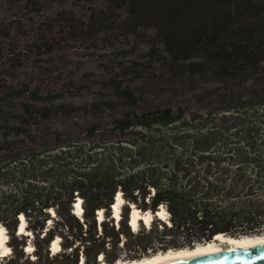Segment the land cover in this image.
Masks as SVG:
<instances>
[{"label":"trees","instance_id":"trees-1","mask_svg":"<svg viewBox=\"0 0 264 264\" xmlns=\"http://www.w3.org/2000/svg\"><path fill=\"white\" fill-rule=\"evenodd\" d=\"M20 2V11L38 14L53 0ZM114 5L131 23L150 19L164 28L157 62L167 68L161 71L169 85L152 87L150 96L168 92V98L150 101L122 75L87 85L85 75L65 78L70 97L92 94L78 103L55 90H0V226L21 238L22 249L28 236L16 228L24 215L26 229L36 234L35 251H45L31 264H78L80 246L85 264H97L101 254L113 263L122 254L135 259L217 234L264 231V9L253 10L247 1L223 15L203 0H103L88 16L73 10L49 16L42 41L23 50L52 52L55 35L109 28L106 16ZM19 29L0 20V76L15 73L3 51ZM186 73L207 76L212 84L185 87ZM117 192L124 200L118 227L110 218ZM76 196L82 218L74 212ZM131 204L152 213L163 205L168 220L154 217L150 227L140 221L134 232ZM56 236L61 248L50 255Z\"/></svg>","mask_w":264,"mask_h":264},{"label":"rangeland","instance_id":"rangeland-1","mask_svg":"<svg viewBox=\"0 0 264 264\" xmlns=\"http://www.w3.org/2000/svg\"><path fill=\"white\" fill-rule=\"evenodd\" d=\"M102 1L53 0L48 8H44L38 14H34L26 13L24 10L20 11L18 7L21 3L20 0H0V20H3L6 24L11 22L13 28L16 25L21 27L18 33L12 32L11 37L5 41L6 49L3 52L6 53L5 58L8 59L6 66H9L12 71L15 70V73L13 76H0V90L2 87L5 89V86L7 88L8 86H16L20 90L25 88L30 91H43L44 93L48 90H55V92L64 93L66 101L78 103L90 100L92 94L89 93L90 95L88 96L90 97L87 96V93L81 96L82 98L70 97V94L64 87L66 84L65 80L69 77L78 78L85 75L84 81L86 84L88 80L90 82H97V80L107 81L121 78L122 75L124 76V80H132L138 95L141 92H145V97L154 102H159L161 100L160 97L168 98V92L161 93L157 97L150 96L152 87L168 88L167 86L169 85L166 84L168 73L162 72L163 70H167V68L164 66V69L157 62L165 46L164 39L162 38L164 36L159 33V30L164 28L157 26L155 21H151L150 19H144L135 24L131 23V16L127 17L123 9L117 7L118 4L112 6L106 16L107 18L109 17L108 19L111 24L109 28L87 36L78 35V32L60 34L59 36L55 35L54 42L58 44L55 45L52 52L35 54L33 51L23 50L26 44H38L42 41L40 39L41 33L46 30L51 21L49 16H55L60 10H73L77 14H86L88 16L91 13V8H94L96 5L99 6ZM205 1L213 2V8L223 15H226V11L235 13V6L247 1L250 2V5H253V10L264 9V0H203L204 3ZM60 2L62 3L60 4ZM210 8L212 9V7ZM126 10L129 12V8H126ZM208 16L203 19L204 23L209 18ZM24 31L25 33H23ZM52 36L46 38L50 39ZM189 60L195 59H188L187 61ZM135 72H138V74H135ZM182 80H184L185 87H191L197 91L203 87L208 88L212 84L207 76H201L197 73L193 76L186 73ZM94 87L96 90L98 83ZM185 98H188V96ZM77 198L76 196L75 200ZM49 212L51 216L55 214L51 209ZM110 218H112V215ZM53 223L54 221L50 218L46 221V226L50 228L53 226ZM6 231L8 235L7 245L11 248V251L2 264H31L38 261L37 257L40 252L44 256V250L35 251L36 234L33 233L32 236H28L25 239L24 247L21 249V246L18 244L21 238L14 240L10 237L7 229ZM97 231L101 233V228L98 225ZM121 240H124V237H121ZM29 244L34 247V251L27 255L24 251ZM80 248L78 264L80 258L83 257L85 259V255L82 253L83 247L80 246ZM20 250L25 254L24 258H19L18 252ZM48 251L50 252V246L48 247ZM51 254L52 252H50ZM149 254L151 253L149 252L147 255ZM26 257H28V260H25ZM121 257L128 259L124 257V254Z\"/></svg>","mask_w":264,"mask_h":264},{"label":"bare ground","instance_id":"bare-ground-1","mask_svg":"<svg viewBox=\"0 0 264 264\" xmlns=\"http://www.w3.org/2000/svg\"><path fill=\"white\" fill-rule=\"evenodd\" d=\"M124 200L121 196V192H117L114 196L113 203L111 205V215L113 222L117 224V227L119 226V220H120V212H121V206L123 204ZM74 212L76 216H79L82 218V200L80 197H78L74 201ZM50 211V210H49ZM53 213L54 210L51 209ZM157 212V217L161 220H168L169 213L166 210V208L162 205ZM54 215V214H52ZM130 217L128 218V225L130 226L134 232L138 230L139 222L141 221L143 225L150 227V224L154 218V214L148 211H141L139 210L134 204H131V209L129 211ZM128 215V216H129ZM19 225H17L16 232L17 235L21 236H32L33 233L26 229V221L23 214L19 215ZM104 219L103 210L99 209L96 213V221L98 226L101 228V222ZM169 222V221H167ZM170 223V222H169ZM30 239V238H29ZM8 242V235L7 231L4 226H0V264H2V257H5L10 253L11 248L7 245ZM264 242V234L258 235L255 234L253 236L250 235H242L240 237H231V236H224L223 234H217L214 236L213 240H210L209 242L205 243H199L196 246L193 247H185V248H178L173 249L170 248L165 251H158L149 255H144L140 258L135 259H125L123 257H119L117 260H115L113 263H107L103 259V254L99 256L97 259L99 264H157L160 262H164L171 259H177L182 258L190 255H195L203 252H209V251H220L224 250L226 248H239L243 246H249L254 245L258 243ZM50 252L52 254H56L60 249V238L56 237L54 238L50 244ZM8 250V251H5ZM34 247L29 244L26 246V250L24 251L27 255L33 253ZM2 261V262H1ZM79 264H85V259L82 257L80 258Z\"/></svg>","mask_w":264,"mask_h":264},{"label":"water","instance_id":"water-1","mask_svg":"<svg viewBox=\"0 0 264 264\" xmlns=\"http://www.w3.org/2000/svg\"><path fill=\"white\" fill-rule=\"evenodd\" d=\"M130 209H131V205H130ZM153 214H154V217H157L156 216L157 212ZM19 217H18L17 225H19ZM129 217L130 215L128 216V218ZM261 234H264V231L258 233V235H261ZM223 235L230 236L227 233H223ZM253 235H250V236H253ZM240 236L242 235L241 234L237 235V237H240ZM213 239L214 237L211 240ZM205 242H208V241H204L202 243H205ZM197 244L199 243H194L191 247L196 246ZM157 264H264V242L254 244V245H249V246H243L239 248L229 247V248H226L220 251L203 252V253L190 255V256H186L182 258L167 260V261L160 262Z\"/></svg>","mask_w":264,"mask_h":264},{"label":"clouds","instance_id":"clouds-1","mask_svg":"<svg viewBox=\"0 0 264 264\" xmlns=\"http://www.w3.org/2000/svg\"><path fill=\"white\" fill-rule=\"evenodd\" d=\"M5 251H8V250H5Z\"/></svg>","mask_w":264,"mask_h":264}]
</instances>
